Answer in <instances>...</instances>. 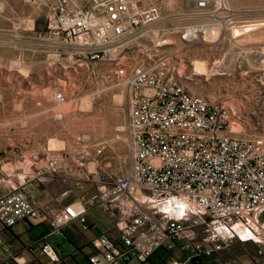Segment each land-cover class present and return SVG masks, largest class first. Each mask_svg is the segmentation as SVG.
I'll return each mask as SVG.
<instances>
[{
	"label": "rangeland",
	"instance_id": "1",
	"mask_svg": "<svg viewBox=\"0 0 264 264\" xmlns=\"http://www.w3.org/2000/svg\"><path fill=\"white\" fill-rule=\"evenodd\" d=\"M95 1L70 3L89 10ZM134 1L141 8H156L161 20L132 38L115 61L86 64L49 34L55 0H0V192L18 187L56 159L61 165L57 180L64 187L78 183L85 196L125 175L130 161L125 82L147 55H171L170 66L179 69L191 93L236 114L229 125L240 128L238 137L264 140V55L258 59L264 51V0H225L233 12L229 27H211L220 31L214 43L192 45L180 40L183 29L219 21L197 16L194 0ZM227 15L219 17L227 21ZM163 40L169 45L158 47ZM195 62L205 64L210 75H197ZM59 93L64 101L57 104L53 96ZM141 195L145 213L160 217L156 206L177 215L173 199L147 191ZM123 204L137 208L129 198ZM181 217L188 229L187 254L203 252L188 264H264V245L252 239L264 226V210L245 219L227 218L235 235L220 247L203 243L200 217L189 210ZM49 243L60 255L73 250L63 235ZM5 247L0 242V254ZM178 258L172 251L152 261L169 264Z\"/></svg>",
	"mask_w": 264,
	"mask_h": 264
},
{
	"label": "built area",
	"instance_id": "2",
	"mask_svg": "<svg viewBox=\"0 0 264 264\" xmlns=\"http://www.w3.org/2000/svg\"><path fill=\"white\" fill-rule=\"evenodd\" d=\"M214 4V0H194L196 15L219 20L208 27L223 23L224 31L232 22L233 12L225 5L218 8L220 5ZM222 14H228L227 21L219 17ZM160 20L156 8H141L134 0H96L89 10L71 5L70 0H55L49 34L86 64L113 62L132 38ZM201 27L183 29L180 40L187 44L204 41L206 31ZM189 28L196 32L193 37L186 31ZM168 45L163 40L158 47ZM261 55L264 51L258 53V57ZM170 60L171 55L144 56L126 79L130 161L125 175L88 196L75 183L78 202L48 213L35 205L30 188L58 178L61 165L57 159L52 160L33 177L24 178L18 187L0 192V225H44L49 235L58 236L74 221L86 231L87 215L102 211L111 220L116 238L105 233L94 239V254L88 257V264H153L150 260L158 250L165 254L175 251L184 257L169 264H188L203 252L187 254L188 229L181 215L160 211L156 206L153 208L160 217L145 213L139 205L142 191L160 193L173 199L175 208L200 217L203 243L218 247L231 242L235 235L224 222L227 218L245 219L264 210V140L238 137L229 125L235 118L233 111L191 93ZM53 100L60 104L64 97L55 94ZM69 193L65 190L61 196ZM124 198L137 208L124 205ZM252 239L264 245V226L252 234ZM32 247H38L51 262L57 261L44 239L29 249Z\"/></svg>",
	"mask_w": 264,
	"mask_h": 264
},
{
	"label": "crops",
	"instance_id": "3",
	"mask_svg": "<svg viewBox=\"0 0 264 264\" xmlns=\"http://www.w3.org/2000/svg\"><path fill=\"white\" fill-rule=\"evenodd\" d=\"M63 184H65L64 181L60 182L57 179L52 183L33 184L30 188V194L35 205L48 213H53L66 205L77 203L78 192L73 187H64L66 185ZM65 190H70L69 195L61 196ZM86 223L88 225L86 231L81 230L78 221H74L62 230L60 235H63L64 241L73 247L68 255H60L55 248L53 249L49 239L55 235H49L48 229L44 225H33L28 222H20L10 228L0 225L1 244L4 247L8 244L9 249H12L7 250L5 247V250L0 254V264H7L13 260H16L18 264H88V257L94 254L92 241L105 233L116 238V231L111 220L102 211L90 212L86 217ZM41 239H44V242L52 247L57 261L51 262L41 254L38 247L29 249L34 242ZM178 256V261L184 259L180 254ZM150 261L153 263L152 258Z\"/></svg>",
	"mask_w": 264,
	"mask_h": 264
},
{
	"label": "bare ground",
	"instance_id": "4",
	"mask_svg": "<svg viewBox=\"0 0 264 264\" xmlns=\"http://www.w3.org/2000/svg\"><path fill=\"white\" fill-rule=\"evenodd\" d=\"M214 6H219L220 5V7H218V8H221V7H223L224 5H225V0H214ZM226 6V5H225ZM201 17H204V16H201ZM204 18H206V17H204ZM207 19H210V18H207ZM29 24V23H28ZM196 28H197V26H195ZM201 27V26H200ZM204 26H202L201 28L203 29V30H205L206 31V35L204 36L205 37V39H204V41L206 40V41H212L211 43H214L215 42V40H216V36H217V33H218V29H213V28H211V27H205V28H203ZM209 30H208V29ZM186 31H189L190 33H191V37H193L195 34H196V32H194L195 30H193V28H189V29H186ZM208 31V32H207ZM220 32V31H219ZM216 35V36H215ZM194 44V43H193ZM189 45H192V44H189ZM261 57L262 56H259L258 57V59L259 60H262L261 59ZM194 72L197 74V75H204V76H209L210 74L208 73V71H207V68H206V66H205V64H203V63H201V62H195L194 63ZM20 70H21V68H20ZM25 71V70H24ZM25 73V72H24ZM118 98V97H117ZM119 100V99H118ZM84 105V104H83ZM84 107V106H83ZM233 115L235 116L236 114L233 112ZM232 131L233 132H239V131H241L240 130V128L238 127V126H236V125H234L232 128ZM57 144V143H56ZM55 141L52 143V149L55 147ZM61 144V143H60ZM90 167H92V166H90ZM91 169V168H90ZM183 210L182 209H180V208H176V210H175V213H177V216H179V215H182L183 214Z\"/></svg>",
	"mask_w": 264,
	"mask_h": 264
},
{
	"label": "trees",
	"instance_id": "5",
	"mask_svg": "<svg viewBox=\"0 0 264 264\" xmlns=\"http://www.w3.org/2000/svg\"><path fill=\"white\" fill-rule=\"evenodd\" d=\"M157 254H162V255H163V254H164V251H162V250H158L157 253H156V255H157Z\"/></svg>",
	"mask_w": 264,
	"mask_h": 264
}]
</instances>
